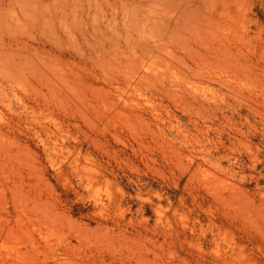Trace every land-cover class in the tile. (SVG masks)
<instances>
[{"label":"rangeland","instance_id":"374dc122","mask_svg":"<svg viewBox=\"0 0 264 264\" xmlns=\"http://www.w3.org/2000/svg\"><path fill=\"white\" fill-rule=\"evenodd\" d=\"M32 1L0 2V264H264V0Z\"/></svg>","mask_w":264,"mask_h":264},{"label":"bare ground","instance_id":"6f19581e","mask_svg":"<svg viewBox=\"0 0 264 264\" xmlns=\"http://www.w3.org/2000/svg\"><path fill=\"white\" fill-rule=\"evenodd\" d=\"M1 1H3V0H0V2ZM20 1H23V0H20ZM25 1H28V0H25ZM32 1V0H31ZM159 1L160 0H158V3H159ZM180 1V0H179ZM10 2V1H9ZM33 2V1H32ZM149 2L152 4L151 5V7L149 8V9H147V13H145V15H146V18H148V16L149 15H151L152 13H154V12H156V9H158V6L156 5V2H157V0H149ZM11 3V2H10ZM24 3V2H23ZM27 3V2H26ZM36 4H37V2H35ZM33 4V6H32V8L30 9L29 8V10H30V14H32V12L33 11H31V10H35L34 12H37L38 11V7H36L37 5L36 4ZM102 3V2H101ZM105 3V2H104ZM128 2H127V0H123L122 2H121V5H123L122 6V8H123V15H124V18H125V20H126V22L129 20V15L131 14V9L128 7L129 5H132L133 7H134V5L133 4H127ZM125 4H127V5H125ZM165 4V3H164ZM31 5H32V3H31ZM36 5V6H35ZM138 6H140V4L138 5ZM39 12V11H38ZM148 14V15H147ZM37 15H39V14H37ZM46 16V15H45ZM44 16V17H45ZM131 17H134V15L133 16H131ZM45 43V42H44ZM49 55V56H48ZM50 55H51V53H49V54H47V55H39V56H41L44 60H46L47 58H50ZM51 59H52V57H51Z\"/></svg>","mask_w":264,"mask_h":264}]
</instances>
